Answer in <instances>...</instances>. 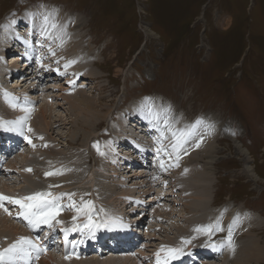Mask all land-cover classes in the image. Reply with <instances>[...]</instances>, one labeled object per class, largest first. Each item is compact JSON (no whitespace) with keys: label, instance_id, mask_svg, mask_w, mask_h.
<instances>
[{"label":"rangeland","instance_id":"1","mask_svg":"<svg viewBox=\"0 0 264 264\" xmlns=\"http://www.w3.org/2000/svg\"><path fill=\"white\" fill-rule=\"evenodd\" d=\"M40 4L58 9L60 22L67 25L65 43L62 46L58 43L59 50H55L56 56H52V59L54 58L52 64L57 61V56L68 57L67 60L75 59L77 63L73 64L67 71L78 73L79 68L83 71L81 74L79 72V77L82 79L76 80L75 85H72L68 83L71 80L70 76H60L46 67L43 68L45 69L41 70L43 80L39 81L37 89L32 92L35 96L33 101L35 105L29 120L33 121L35 116L38 117L41 113L39 111L40 106L44 103L47 104L48 115L51 114L47 118V122L50 121L51 123V131L47 136L49 141L50 139L55 141L53 144L58 149L57 153L51 154L50 157L53 163L57 162L59 168L63 166L70 171H65L59 181L56 182L54 179V183L50 182L52 177L44 175L45 172L40 173L41 176L35 174L38 169L36 161H32L31 154H36L37 157L41 151L47 149L43 144L49 143V141L47 136L43 137L46 138L45 140H41L39 136L32 133L36 137L32 139V144L36 146H25L22 155L27 156L25 163L35 164L34 167L32 165L31 169L35 168L36 170L28 174V171H25L26 167L23 166L25 157L22 156L18 160L20 162L18 165L21 167L17 170H22V172L15 171L11 175V179H6L11 191L16 190V193L11 196H25L29 192L31 193L30 190H27L30 188L28 186H24V188L23 185L34 180L33 184L36 183L37 185H31V189L36 186L37 188L35 187L34 190L48 191V189L51 190L48 187L50 185L61 186L64 184L68 187L63 188L68 192L76 193V199L79 200L83 191L91 194L98 192L100 189L92 190L90 186H93L94 183L96 185V175L103 172L107 173L108 178L111 176L113 184L116 182L117 184L114 186L116 189H113L102 181L107 186L103 192L105 194L104 199L106 201L108 199L107 203L109 204L116 203L117 209L116 207L114 209L117 210L119 216L124 218L126 223L131 224L132 219L136 220V217L132 216L140 212L136 209H139L141 203L148 206V210L141 211V214H146L142 223L135 226L137 223L135 222L133 226L136 228L132 226L133 231L139 233L141 238L130 246L132 249L138 248L137 252L131 256L133 263L137 254H139L138 258L141 257L150 247L146 244L153 243V252L149 251V253L144 254L145 257L149 258V262H145V264H155L152 254L155 253L154 251H158L161 245L181 247V238H188L187 234H190L194 228L190 229L191 231L188 230L189 228L183 230L190 226L193 221L194 224L198 225H202L203 221L211 223L220 216L218 212L220 210L225 216L223 219L225 228L229 224L226 223V220L229 222L237 215L236 213L240 217L247 218L241 211L229 209L235 205L234 202L238 204V207L240 204L247 207L246 209L241 206V209L248 210L251 208L250 210L255 209L258 213H264V0H0V33L5 31L2 26L6 24L1 25L4 17L10 16V19L14 20L21 17L20 19H23L17 20L16 24L25 25L30 20L27 14L36 11ZM5 35L9 34L6 32ZM0 38V47L4 45L0 48L2 50L6 41L3 39L4 36H0ZM35 39L34 44L37 46L38 37ZM43 42L49 43L46 40ZM20 43L22 44H19V47L15 46V48L24 49L25 45L23 42ZM33 48L35 47L33 46ZM33 48L30 50L33 51ZM42 51L48 50L46 47H42ZM11 57L14 56L11 55ZM17 59H21L19 64L22 65V57H16L14 62ZM7 61H10V56ZM1 62L4 63L2 59ZM45 62L46 59H44L43 64ZM25 64L28 63L24 62L23 65ZM7 65L10 70H17V73L18 69L21 70L19 66L14 67L10 63ZM31 66L32 64L28 65V69H30L28 74L21 78H13L15 80L20 78L25 82L27 81V84L30 81L27 86L30 87L34 83L32 77L37 75L33 73L34 66L32 68ZM56 66L60 68L62 63ZM2 68L6 69L7 72L10 71L7 66L3 67L0 64V69ZM3 73L5 72L0 74L2 88L7 85V82L8 85L16 84L12 80V72L10 73L12 76H3ZM82 83L84 84L82 85ZM79 85H82L81 88ZM30 91L32 90L28 92ZM8 92L13 93L10 90ZM75 92H83L91 99L82 100L83 104L80 102V106L77 107L75 102L72 103L73 99L76 100L74 98ZM13 94L17 97L22 95L17 91ZM149 96L172 106L174 119L178 121L176 124L178 128L190 125L198 118H203L207 123L214 125V130L210 133L206 127H202L200 132L204 139L200 146H194L197 142L195 139L190 144L185 145L187 154L181 152L179 167L169 168V171L166 172L161 171L160 160L163 159L166 164L171 163V161L163 154L157 159L155 149L158 145L154 137L158 136L159 132L152 126L146 133L145 131L140 132L142 140L147 141L149 145L151 144L152 151L150 153L152 155L145 158L144 163H139V167L135 165L128 167L131 159L135 161L139 158H134L136 154L133 155L131 151H128L131 148L132 140L130 141V139H135L138 133L136 136L129 135L127 137L125 131L134 129L135 120L139 119V122L145 120L137 108L140 101ZM96 107L100 109L99 113L103 117L102 120L100 119L102 123L96 125V129L89 127L90 129L87 130L80 122L81 117L79 115L85 112L89 113L90 116ZM13 113L14 115L8 117L7 120H14L24 114L23 112ZM35 121L38 122L39 119L35 118ZM41 124L39 123V126L44 128ZM138 125H144V123ZM28 126L31 127V124ZM117 126H119V134L114 133V128ZM137 130L140 131V128ZM96 142L101 143V150L104 153L106 146L112 143L114 153L108 152L106 155H100L94 147ZM168 143L169 141H164L165 145ZM116 145L123 146L125 149L123 150L122 147L120 150L119 147L120 149L115 150ZM40 146L42 149L39 148ZM67 154H69L67 158H71L70 161L73 164H69L66 160ZM42 155L44 158H40L41 162H44L46 158L49 159L44 153ZM128 155L132 158L129 159ZM17 156L20 157L19 153ZM209 156H214L211 162H209ZM14 159L12 157L6 165ZM121 163L127 168L116 167L117 164ZM150 164L155 169L152 168L149 172ZM41 166L46 169L51 166V161L47 167H45V163H41ZM106 167L109 170H105ZM115 167L119 171H116V176L113 178L112 173ZM24 171L25 174L27 173V178L24 177ZM169 173L171 174L168 175ZM142 174L144 176H141ZM172 174L175 175L173 177L176 180L172 181ZM190 174L193 179H197V174L200 175L199 180L206 178V186L203 188L206 187L207 189H203L200 184L198 185V181L197 186L194 187L193 184L190 187L187 184V178H185L189 177ZM7 176L2 173L0 179ZM156 178L160 179V182L155 181ZM92 179L93 181H91ZM163 181H167L166 186ZM105 182L107 181L105 180ZM46 184L47 187H45ZM173 184L175 187L177 186L176 192ZM59 188H52L51 191L59 193ZM178 188L184 190L182 198H178ZM126 191L135 194L133 200L134 206L137 207L130 214L123 212L127 200L121 193H127ZM195 193L203 199L201 204L208 206L205 209L202 206V211L191 207L194 212L198 211L195 214H185L186 204L195 203L192 197H198ZM142 195L147 200L146 202L140 198ZM91 196L87 197L93 199L97 206L99 200ZM150 199L153 202H149ZM177 200L176 203L181 202L182 205H177V209L171 212L168 207H172V203ZM65 201L67 203L66 199ZM101 202L104 203V201ZM227 202H229L228 206L221 205ZM105 204L103 205H109ZM10 207L9 210L13 213L11 219L15 221L18 218L15 213L19 208L12 205ZM215 207L218 211L215 210ZM111 213L113 214V211ZM61 214L63 215V212ZM204 214L206 218L203 217ZM182 215L185 220H182ZM187 217L190 223H186ZM261 219L264 221V216L261 215ZM67 220L72 221L69 218ZM253 221L258 225L257 228H253V235L251 232L250 235L244 236L245 233L236 231L238 234V237L235 236L234 238L238 239L236 250L241 249L247 240L252 244H259L258 246L263 248L262 251L264 250V224L261 225L260 220L246 221L243 218H241L240 223L253 227ZM20 223L24 225V221ZM240 223L239 225H242ZM12 226L19 228L17 233L20 235L27 231L24 227L21 228V224L16 221L13 222ZM0 227L5 231L10 226L4 227L0 224ZM12 234L1 236L0 242L4 246H8L11 241L19 238L15 234L12 237ZM224 235V232L218 233L212 239L219 241ZM27 236L30 237V233ZM251 236H257L260 240L252 242ZM197 237L199 238L192 240L190 244L183 245L184 250H189L190 254L191 252L197 254L208 249L205 245L210 241L208 238L204 240L207 236L199 234ZM217 251L219 250L213 252ZM243 253L245 254V252ZM247 253L245 255H254L251 251ZM224 254L218 255L209 264H227ZM113 255L95 254V256L88 257V260L94 257H103V260L104 258L107 260L115 257ZM259 255L261 258L253 256L254 259L252 258L250 264H264V251ZM202 256V254L199 255V257ZM51 257L55 259L53 264H58L56 259L58 261L60 259L54 255ZM119 257H130V255L126 251ZM230 257L228 259H231ZM143 260L140 261L144 262ZM206 260L205 258L199 259L200 262ZM63 262L64 260L60 264ZM73 262L78 263V260L69 259L67 261L68 264Z\"/></svg>","mask_w":264,"mask_h":264},{"label":"snow or ice","instance_id":"2","mask_svg":"<svg viewBox=\"0 0 264 264\" xmlns=\"http://www.w3.org/2000/svg\"><path fill=\"white\" fill-rule=\"evenodd\" d=\"M32 23V28L38 37L37 43L41 47H46L48 52L53 57L56 56V51L52 47V43L59 41L62 46L65 43L64 37L67 35V25L60 22L59 10L56 8H50L46 4H40L37 10L27 14ZM16 24L15 20H12L7 25L2 27L7 31L13 25ZM33 34V31H29V37ZM16 39L21 40L29 49L33 47L32 41L29 38L21 37L17 33ZM49 41L48 44H44L43 41ZM24 55L31 59L30 51H25ZM43 57H38L40 67L45 68L42 63ZM61 59H64L61 57ZM59 64V60L56 61ZM77 63V60H66L63 64V71L57 67L54 71L60 76L68 74L69 69L73 64ZM53 70V69H48ZM73 75H78L73 73ZM68 83L75 85V80H70ZM0 95L3 96L5 102L13 109H19L24 115L17 117L14 120H5L0 117V130L15 132L23 136L29 144H32V139L28 136V133L33 132V129L28 126V121L34 110V102L27 96L20 98L13 93H9L7 90H3ZM137 111L149 121L150 125L155 128L159 135L154 137L158 147L155 149L158 158L161 154L167 156L171 163L166 164L163 159L160 160L161 171H168L169 168L179 167V161L181 159V152L187 154L185 145L189 144L194 139L197 141L195 147H199L203 142L204 136L201 134L200 129L206 127L209 133L214 130V125L207 123L203 118H198L194 123L187 125L183 128L176 127L178 121L174 119L173 109L170 104H164L159 102L153 97H144L137 108ZM39 139L43 140V136ZM167 140L169 143L164 144ZM35 147V144H32ZM47 147V145H44ZM100 155L105 153L101 150L99 142L94 145ZM25 171H33L31 168L25 169ZM65 171L70 169L63 168L54 169L53 171L45 172V176L63 175ZM187 172V169H185ZM167 181H165V186ZM60 185H50L49 188H57ZM90 193H84L76 199L77 194L74 192H60L54 193L51 190L37 191L25 196H11L3 192H0V208H2L8 215H13L7 205L18 206L19 210L15 213V216L22 218L27 222L28 226L34 230L47 227L49 229H56L57 225H63L64 221L58 217L61 212L65 210L74 211L75 215L71 217L72 224L70 227H61V231L64 235L65 243V259H71L73 255H76L75 248L77 245L84 244L85 239L69 240L71 233H78L83 237L95 239L97 232L101 230L116 231L124 230L131 227L130 224L124 221V218L109 213L103 207L97 208L95 202L91 199H85V196H90ZM65 199L67 203H64ZM227 210H225L226 212ZM224 213L216 218L215 221L205 224L197 225L194 228V232L197 234L206 235L210 243L205 246L214 250H221L223 248L235 249V233L238 227L241 217L237 214L232 221L225 228L223 224ZM226 233L222 239L215 241L212 238L218 233ZM192 238H181V247H171L161 245V248L154 254L155 264H172V261L180 259L182 256L188 253L184 252L183 245L190 244ZM41 237L36 236L35 239L29 236H21L13 243L9 244L6 248L0 249V264H35L40 259L42 254H46L49 249L47 245H41Z\"/></svg>","mask_w":264,"mask_h":264},{"label":"bare ground","instance_id":"3","mask_svg":"<svg viewBox=\"0 0 264 264\" xmlns=\"http://www.w3.org/2000/svg\"><path fill=\"white\" fill-rule=\"evenodd\" d=\"M26 15V14H25ZM23 19V18H22ZM22 19H20V20H22ZM60 19V18H59ZM62 19V18H61ZM64 19V18H63ZM62 23V22H61ZM9 24V23H8ZM21 23H17V24H15V27L14 26H12L9 30H5V31H3V32H1L0 33V36L1 37H3L4 36V38L3 39H6L7 41H11V42H13V43H15V42H17L19 39H16L15 38V35L18 33L19 34V36H21V37H26V38H29V39H31V41H32V45L35 47V48H33V51L32 50H30L27 46H25L26 48H25V50H23V51H21L20 49H16V53L14 54V55H12V56H14L13 58L14 59H16V57H22V60L24 61V62H26V63H29V64H32V66H34V68H35V70L33 71V73L35 74H37L36 76H34V77H32L33 78V80H35V82L34 83H32L31 84V86L30 87H24V86H22L21 84H23V83H27V81L25 82V81H23V80H21L20 78L19 79H14L13 78V76H12V74H10V75H8V76H12V80H14L13 82H15L16 84L14 85V84H11V85H8V82H7V85H5L4 86V88H2L1 86H2V84L0 85V92L2 93V91L5 89V90H10V92H15V91H17L18 93H20V94H22V93H26L27 92V88H33L34 90L35 89H37V85H39V81L40 80H43V72H41V70L43 69L42 67H40V62H38V60H37V58L38 57H43V59H42V63L44 62V59H46V62L44 63V65L46 64V68L47 69H53L52 70V72L55 74V73H57L56 71H54V69H56L57 68V62H55V64H52L53 62V59H52V55H51V53H49L48 51H46V52H44V51H42V47L40 46V44H38L37 43V46H35L36 44H34V42H36V39H35V37L37 38V36H36V34H35V31L33 30V28H32V23H31V21L29 20L28 21V23H26L25 25H20ZM7 25V24H6ZM27 25H30L29 27L27 26ZM26 26V27H25ZM25 27V29L24 30H22L23 28ZM30 30H32L33 31V34L29 37V31ZM7 32V34H9V35H5V33ZM20 33H22V34H20ZM1 39V38H0ZM64 39H65V37H64ZM47 41V40H46ZM44 43V42H43ZM58 43H59V41L57 40V41H55V42H53L52 43V47L55 49V50H59V47H57V45H58ZM20 44H22V43H20ZM24 44V43H23ZM45 44V43H44ZM46 44H47V42H46ZM60 45V44H59ZM4 46V45H3ZM2 46V47H3ZM2 47H0V48H2ZM12 48H14L13 47V45L11 46ZM22 47V46H21ZM35 49V50H34ZM2 51L3 50H0V64H1V66H3V67H6L5 66V64L4 63H2L1 62V57H2ZM25 51H30V55H31V59H29L28 57H26L25 55H24V53H25ZM5 54H8V52H6ZM72 56V55H71ZM10 58H11V55H10ZM64 58V57H63ZM7 59H9V57L7 58ZM6 59V60H7ZM14 59H13V61H14ZM68 59V57H65L64 59H61V57H59V56H57V60H59V64L58 65H60L61 63H62V66H60V68L62 69L63 68V64L65 63V60H67ZM19 60H21V59H17L15 62H13V65H14V67L15 66H19V68L22 70L23 68V63H22V65L21 64H19ZM4 61V60H3ZM22 61V62H23ZM7 63H9L8 61H7ZM17 64V65H16ZM32 66H31V68H32ZM26 68V67H25ZM75 68V67H74ZM26 70V69H25ZM43 70H45V69H43ZM68 70V69H67ZM15 71V69H11L9 72H12L13 73V75L14 74H17V71L16 72H14ZM83 70L81 69V68H79L78 70H77V72L78 73H76V74H78V76H75V75H73V73L72 72H69V71H67L68 72V74H67V76H70L69 78L71 79V80H75V82H76V80H80V79H82L81 77H79L80 75H79V72H80V74H81V72H82ZM2 72H6V69H4V68H2V69H0V74H2ZM25 72V71H24ZM50 73V72H49ZM3 75H4V73H3ZM91 75H93L92 73H91ZM45 76H48V75H46L45 74ZM15 77V76H14ZM58 77V76H57ZM27 78V77H26ZM5 79V78H4ZM6 79H8V78H6ZM24 79V78H23ZM37 80H39V81H37ZM51 80V79H50ZM55 80V79H54ZM95 80V79H94ZM20 81V82H19ZM12 82V83H13ZM84 83H82V85H83ZM14 85V86H13ZM82 85H79V88H81V86ZM29 90V89H28ZM30 93V95H27V96H29L30 98V100L31 101H34V99H35V96H34V94L32 93V91H30L29 92ZM57 95V94H56ZM47 97V96H46ZM3 98V96L2 95H0V111H1V114H0V117H3L4 119H6L7 120V118L8 117H11L12 115H14V113L13 112H15L16 114L17 113H21L22 111H20L19 109H13V108H11L6 102H5V100L4 99H2ZM36 98H37V96H36ZM41 98V97H40ZM76 100H74L73 99V104H74V102H75V106H80V102L82 103L84 100H90L91 98L90 97H87L85 94H83V92H75V97H74ZM42 100H44V99H42ZM83 100V101H82ZM45 101V100H44ZM70 101V100H69ZM92 101V100H91ZM35 102H37L36 100H35ZM40 102V101H39ZM42 102V101H41ZM79 103V104H78ZM83 104V103H82ZM91 104V103H90ZM3 105V106H2ZM35 105V104H34ZM93 105V104H92ZM6 106V107H5ZM40 106V105H39ZM74 107V106H73ZM39 108V107H38ZM47 104L46 103H44V104H42L41 106H40V108H39V111L41 112L40 113V115L38 116V117H36L35 116V118L36 119H39V121L38 122H36L35 121V118H34V120L33 121H31V120H29L28 121V125L29 124H31V128L33 129V132H30V133H28V136L31 138V139H35L36 137L35 136H33V134L34 135H37V136H47L48 134H49V132L51 131V129H50V126H51V123H50V121H48L47 122V118L49 117V116H51V114L50 115H48V112H47ZM82 110V109H81ZM5 112V113H4ZM93 113H92V115H88L89 113H85V112H83V114H81L82 113V111H81V113L80 112H78V113H80L81 115H79V117H81L79 120H80V122L85 126L84 128L85 129H90V128H97V126L96 125H98V124H100V123H102V122H100L102 119L101 118H103L102 117V115H101V113H99L100 112V109L98 108V107H96V109L95 110H93L92 111ZM24 115V114H23ZM38 115V114H37ZM89 116V117H88ZM82 119H84V120H82ZM101 119V120H100ZM56 120V119H55ZM136 121V123L133 125V127H134V129H132V127H131V129L132 130H126L125 131V133H126V136L127 137H129V135H131V136H136V133H138V136H136L135 137V139L134 140H132L131 141V145H130V147L131 148H129V150L128 151H131V154H133V155H138V151H136L135 149H137V148H144V147H146L147 146V144L145 143V141H143L144 142V144L143 145H139V143L137 142V140H142V138H141V131H145V133L147 132V130L150 128V123H149V121L148 120H143V121H141V122H139V119L138 120H135ZM31 122V123H30ZM39 123H42L41 125H43L44 126V128H42L41 126H39ZM67 123H68V120H67ZM77 123H78V120H77ZM76 123V124H77ZM144 123V125H138V124H143ZM54 125V124H53ZM90 127V128H89ZM95 128V129H96ZM140 128V131H138L137 129H139ZM137 130V131H136ZM76 131V130H75ZM152 132V131H151ZM203 132H205V131H203ZM33 133V134H32ZM76 133V132H75ZM93 133V132H92ZM107 133V132H106ZM114 133H117V134H119V126H117V127H115L114 128ZM11 134H13V135H16L15 133H13V132H10V135ZM30 134V135H29ZM78 134V133H77ZM85 134V133H84ZM105 134V133H104ZM116 134V135H117ZM62 135V134H61ZM60 135V136H61ZM18 136V135H17ZM77 136V135H76ZM71 137V136H70ZM72 137H73V135H72ZM71 137V138H72ZM92 137V136H91ZM46 139V138H45ZM45 139H43V140H45ZM15 140H22V141H25L26 142V146L28 147V146H32V144H29L28 143V141L25 139V138H22L21 139V137H19L18 136V138L17 139H15ZM47 140L49 141V139H48V136H47ZM72 140H74V139H72ZM71 141V140H70ZM40 142V141H39ZM53 142H55L53 139L51 140L50 139V141H49V143L47 142V143H45L46 145H47V149H45L44 151H41L38 155H37V157H36V154H31L32 155V161H36L35 163H36V167H37V172H35V174H39V176H41L40 175V173H44V172H49V171H53L54 169H59V166L56 164V163H53V160H52V158L50 157V155L52 154V155H54V154H56L57 153V150L58 149H56V146L53 144ZM151 142V141H150ZM32 143H33V141H32ZM195 143V142H194ZM1 144L2 143H0V146H1ZM45 144H43V145H45ZM122 144H124V143H122ZM190 144V143H189ZM9 145V144H8ZM83 145V144H82ZM151 145V144H150ZM100 146H101V143H100ZM118 146V147H117ZM87 147V146H86ZM105 147V146H104ZM120 147V145H116V147H115V150L117 149L118 150V148ZM123 147V146H122ZM122 147H120L119 149L120 150H122ZM202 147V146H201ZM39 148H41V146L39 147ZM85 148V147H84ZM108 148H110V149H108ZM207 148V147H206ZM8 149V148H7ZM42 149V148H41ZM86 149V148H85ZM125 149V147H123V150ZM189 149V148H188ZM33 150H34V148H33ZM193 150V149H192ZM15 151H18V153H19V156L20 157H16V159H14V160H12V161H10V163L8 164V165H6V167L4 168V171L2 170V172H3V174H5V176H7V174H8V176L7 177H3V179H0V192H3V193H5V192H7V195H12L13 193H16L15 191H11V188L9 187V185L7 184V182H6V179H11L12 177H11V175L13 174V172H22V170H17V168H19V167H21V165H18L20 162H18V160L20 159V158H22V156H24L25 158L23 159V161H24V163L27 161L26 160V155H22L23 153H24V149H22V150H20L19 151V149H14L12 146H11V152L10 153H12V152H15ZM60 151H62V150H60ZM114 151V149H113V145H112V143H109L107 146H106V152H105V154L104 155H106L108 152L110 153V152H113ZM32 152V151H31ZM35 152V151H34ZM52 152V153H51ZM83 152H85V150H83ZM122 152V151H121ZM194 152V151H193ZM201 152V151H200ZM243 152H245V151H243ZM26 153V152H25ZM36 153H37V151H36ZM45 154V155H47L48 156V158L49 159H45L44 160V162H41V159L40 158H44L43 157V155L41 156V154ZM86 154H87V152H85ZM114 153V152H113ZM150 153V150L148 151V153H145V154H143V155H141V161H140V158H137V159H135V161L136 162H138V163H144L143 162V159L145 158V157H147V155ZM197 153V152H196ZM68 155L69 154H67L66 155V160L68 161V163L69 164H73V163H71V158H67L68 157ZM156 155V154H155ZM157 156V155H156ZM213 157L214 156H209V162H211L212 160H213ZM11 158H12V156L9 158V160H11ZM125 158V157H124ZM128 158L129 159H131L132 157H130L129 155H128ZM157 159H158V157H157ZM156 159V160H157ZM198 159V158H197ZM200 160V159H199ZM39 161H40V164H39ZM50 161H51V166L50 167H47V165L48 164H50ZM119 161H121V159H119ZM133 161V159H131V161H129V162H132ZM134 161V162H135ZM55 162V161H54ZM183 162V161H182ZM41 163H45V167H47L46 169L44 168V166H41ZM123 163H125V161H123ZM123 163H121V164H117L116 165V167L117 168H127V167H125V166H123L124 164ZM152 164V163H151ZM150 164V166H149V172L151 171V169L153 168V166ZM192 164H194V163H192ZM29 165H30V167H29ZM33 165V164H32ZM32 165L31 164H27V163H25V164H23V166L24 167H26V169L27 168H32ZM35 165V164H34ZM34 165H33V167H34ZM64 165H65V163H64ZM154 165V164H153ZM71 166V165H70ZM115 166V165H114ZM156 166H157V164H156ZM159 166V165H158ZM116 167L113 169V178H115L114 176H116L115 174L119 171H117L116 170ZM193 168V167H192ZM21 169V168H20ZM153 169H155V168H153ZM156 169H158V167H156ZM175 169V168H174ZM195 169H197V168H195ZM36 169L34 168L33 169V171H35ZM105 170H109L108 169V167H106V169ZM117 171V172H116ZM169 171V170H168ZM107 172V171H106ZM189 172H190V170H189ZM110 173V172H109ZM200 173V172H199ZM208 173H210V172H208ZM27 174V173H26ZM26 174H25V171H24V177L25 178H27L26 177ZM28 174H29V172H28ZM111 174V173H110ZM110 174H109V176H110ZM171 173H169L168 175H170ZM138 175V174H137ZM188 175H189V173H188ZM250 175V174H249ZM36 176V175H35ZM62 175H60V176H57V175H53V176H49V177H52V178H50V182H52V183H54L55 181H53L54 179L56 180V182L57 181H59V178L61 177ZM91 176L93 177V174H91ZM124 176V175H123ZM141 176H144L143 174L141 175ZM152 176V175H151ZM175 177V175H171V178H172V181L173 180H176L174 177ZM199 176L200 175H198L197 174V176H196V178L197 179H193L192 178V175L190 174V176L189 177H185V178H187V184L188 185H190V187L194 184V187H195V185H196V183H197V181H198V185L200 184V186L203 188L204 186H206V183H205V180H206V178L205 179H203L202 178V180H199L198 178H199ZM14 177V176H13ZM16 177V176H15ZM147 177V176H146ZM153 177V176H152ZM158 177H159V175H158ZM178 177V176H177ZM181 177H183V176H181ZM206 177V176H205ZM42 178V177H41ZM58 178V179H57ZM174 178V179H173ZM14 179H16V178H14ZM94 179V178H93ZM93 179L91 180V181H93ZM104 179V180H103ZM123 179V178H122ZM47 180V179H46ZM105 180L107 181V182H109V183H107V182H105ZM120 180V179H119ZM155 181L156 180H158L159 182H160V179H158V178H156V179H154ZM34 181V180H33ZM33 181H29L28 183H27V185H26V183H25V185H23V187L25 186H28L30 189H27L28 191L30 190L31 191V193H33V192H37V190H34V189H36L37 187L36 186H32L33 188L31 189V185H35V184H33ZM36 181V180H35ZM102 181L104 182V184H106V185H108L109 186V188L110 187H113V189H116L114 186L117 184V182H116V184H113V181H112V179H111V176L108 178L107 177V173L105 174L104 172L103 173H99L98 175H96V177H95V182H96V185H95V183L93 184V186H90V188L92 189V190H94V189H100L98 192H92V196L91 197H93V198H96V199H98L99 200V203H98V205L96 206L97 208H100V207H103L104 209H106L109 213H111V211H113V214H115V215H119L118 214V212H117V210H115L114 208L116 207V209H117V205H116V203L114 204V203H107V201H108V199H107V201H106V199H104L105 198V194H103V192L105 191L104 189L107 187V186H105L103 183H102ZM180 181H181V179H180ZM202 181H203V183H202ZM26 182V181H25ZM47 183V182H46ZM122 183V182H121ZM163 183H165L164 181H163ZM3 184V185H2ZM91 184V183H90ZM133 184V183H132ZM172 184V183H171ZM37 185V184H36ZM54 185V184H53ZM71 185V184H70ZM92 185V184H91ZM152 185H153V183H152ZM155 185V184H154ZM177 185V184H176ZM11 186V185H10ZM171 186V185H170ZM172 186H174V184L172 185ZM197 186V185H196ZM24 187V188H25ZM36 187V188H35ZM45 187H47V184H46V186ZM49 187V186H48ZM63 187H68V185H61L60 186V192H68V191H66L65 190V188H63ZM177 187V186H176ZM176 187L174 186V190H175V192H176ZM210 187V186H209ZM212 187V186H211ZM39 188V187H38ZM85 188H86V186H85ZM152 188V187H151ZM170 188V187H169ZM206 188V187H205ZM205 188H203V189H205ZM10 189V190H9ZM19 189V188H18ZM40 189V188H39ZM44 189V188H43ZM199 189V188H198ZM207 189V188H206ZM41 190V189H40ZM39 190V191H40ZM49 190V189H48ZM51 190H53L52 188H51ZM151 190V189H150ZM178 190H179V193H178V198L179 197H181L182 198V196H183V193H184V190L181 188H178ZM182 190V191H181ZM188 190V189H187ZM196 190V189H195ZM22 191H24L23 190V188H22ZM45 191H47V190H45ZM59 192V193H60ZM127 193H124V192H122L121 194H122V196H125V200H127V201H125V205H124V209H123V212H127V213H129L130 214V212L131 211H133V210H135V208L137 207V206H134V200H133V198L135 199V194L134 193H130V191H126ZM129 192V193H128ZM145 192V191H144ZM185 192H187V191H185ZM20 193V192H19ZM24 194L26 193V192H23ZM22 193V194H23ZM30 193V192H29ZM28 193V194H29ZM57 193V192H56ZM84 193H86V191H83L82 192V194H84ZM23 194V195H24ZM81 194V195H82ZM175 194V193H174ZM198 197H195V196H193L192 198H193V200H194V202L195 203H187L186 204V208L184 209L185 211H186V213L185 214H195V212L196 211H198L199 209H201V211L203 210V208H202V206H204V204H201V203H203V199L201 198V196L200 195H198L197 193H195ZM201 194V193H200ZM22 196V195H21ZM120 196V195H119ZM127 196V197H126ZM133 196V197H132ZM203 196V195H202ZM206 196V195H205ZM112 197V196H111ZM113 197H114V195H113ZM121 197V196H120ZM85 199H91V198H89V197H87V196H85L84 197ZM140 198H142L144 201L143 202H146L147 200L145 199V197H144V195H142V196H140ZM177 199V198H176ZM91 200H93V199H91ZM182 200V199H181ZM180 200V201H181ZM101 201H104V203L103 204H109L108 206H104L103 204H102V202ZM205 201V200H204ZM149 202H153V200L152 199H150L149 200ZM176 202H178V200L177 201H174L173 203H172V207H168V209H171V212H174V210L175 209H177V205H180L181 204V202H179V203H176ZM64 203H66V201H64ZM198 203H200V204H198ZM105 204V205H106ZM118 204V203H117ZM170 205V204H169ZM168 205V206H169ZM182 205V204H181ZM13 206V205H12ZM113 206V207H112ZM208 205H206V206H204V209L207 207ZM18 207V206H17ZM191 207L192 208H194V209H198V210H196L195 212L191 209ZM114 210H113V209ZM148 208V206H146V205H144V203H141V206L139 207V209L137 208L136 210H138V214L137 215H134V216H132V217H136V220H134V219H132V221H134V222H130L131 224V227L130 228H128V229H124V230H116V231H106L105 232V230H101V231H99V232H97V234H96V238H102V237H104V236H106V235H108V234H111V233H115V232H117L116 233V235H117V238H115V239H113L112 241H115V242H118L119 244H120V246H122L121 247V249L122 250H125V252L127 251V248L128 247H130L131 246V244H134L135 243V241L136 240H138V239H140L141 237H140V234L139 233H135V231H133V227L134 228H136L135 226H137V224L139 225V224H141L142 223V221H143V217L144 216H146V214H141V211H146V210H148L147 209ZM164 209V208H163ZM245 213H247V215H248V219L249 220H251V219H257V220H262L261 219V215L259 216V214L258 213H255V212H253L252 210H245V209H242ZM166 211V210H165ZM225 211V210H224ZM206 214H207V211L205 212ZM165 214V213H164ZM173 214V213H172ZM236 214H238V213H236ZM73 215H75V212L74 211H69V210H65V211H63V215L62 216H64V218H69V219H71V217L73 216ZM141 216V217H140ZM205 216V218H206V215L204 214L203 215V217ZM245 216V215H244ZM131 217V218H132ZM186 217V216H185ZM201 217H202V215H201ZM200 217V218H201ZM202 217V218H203ZM225 217V216H224ZM227 217V216H226ZM201 218V219H202ZM242 218V217H241ZM11 219V216L10 215H8L2 208H0V224L2 225V226H4V227H7V226H10L9 228H7L6 230H9V231H3L2 230V227H0V237L1 236H3V235H7V234H11V233H13V234H15V236L16 237H20V236H27L28 235V233H29V231H25L24 232V234H22V235H20V233L18 234L17 232L19 231V228H17V227H14V226H12L13 225V222H17V223H19L18 222V220H15V221H12V219ZM66 219V221H68ZM197 219V218H196ZM204 219V218H203ZM229 219V218H228ZM155 220V219H154ZM182 220H185V218L183 217V215H182ZM206 220V219H205ZM24 221V220H23ZM232 221V219L228 222V223H230ZM135 222H137L136 224H135ZM190 223V220H189V218L187 217L186 218V223ZM254 222V226L253 227H250L249 226V228H246V227H243V228H240V229H237L238 230V232H241V233H245L244 234V236H247V235H250V233L252 232V234L251 235H253L254 233H253V228H257V226L258 225H256V223H255V221H253ZM10 223V224H9ZM9 224V225H8ZM20 224V223H19ZM69 224H72V221H69ZM135 224V226H133ZM205 224H208V221H203V223H202V225H205ZM240 224H242V223H240ZM24 225H28L27 224V222L26 221H24ZM198 224H194V221L191 223V225L190 226H192V227H190V226H187L183 231H185V230H187L188 228V230L189 231H191L192 230V228H195L196 226H197ZM227 225V224H226ZM22 226L23 225H21V228H22ZM133 226V227H132ZM155 227V226H154ZM183 227V226H182ZM226 227V226H225ZM43 228V230L41 231L42 232V234H40L39 236L41 237V238H43V239H46L47 237H51L52 236V238H54V236H53V234H55V233H53L54 232V230L53 229H51V231L50 230H48V228L47 227H42ZM178 228V227H177ZM172 229V228H171ZM191 229V230H190ZM182 230V229H181ZM24 231V230H23ZM44 231H47V232H49L50 231V233H49V235L47 234V233H43ZM188 231V232H189ZM193 231V232H192ZM191 231V233H192V235H191V233L190 234H187V237L188 238H192V237H196L195 239H192L193 241L194 240H196V239H198L199 237H197V236H199V234H197V233H195L194 232V230H192ZM187 232V233H188ZM13 234L11 235L12 237H13ZM155 234V233H154ZM195 234V235H194ZM224 234H226V233H224ZM20 235V236H19ZM56 235H57V237H55L54 239H55V242L56 243H59V236L61 237V238H63V236L64 235H59L58 233H56ZM70 235H75L76 237H82L80 234H78V233H71ZM69 235V236H70ZM201 235V234H200ZM203 235V234H202ZM238 235V234H237ZM10 236V237H11ZM222 236V235H221ZM183 237H185V236H183ZM58 238V239H57ZM95 238V239H96ZM208 237H206V238H204V240H206ZM235 238V237H234ZM5 239V238H4ZM11 239V238H10ZM14 239V238H13ZM90 239V242H89V244H91L95 239H91V238H89ZM222 239V238H221ZM242 239V238H241ZM250 239H251V241L253 242V241H255V242H257V241H259L260 239L257 237V236H251L250 237ZM42 240V239H41ZM40 240V241H41ZM219 240V239H218ZM235 241H238V239L236 238V239H234ZM246 240V239H245ZM16 241V240H15ZM42 241H44V240H42ZM61 241H63V240H61ZM14 242V241H13ZM13 242H11V243H13ZM134 242V243H133ZM181 242H182V239H181ZM5 244H6V242H4ZM9 244V243H8ZM7 244V245H8ZM175 244V243H174ZM173 244V245H174ZM203 244V243H202ZM258 244V243H257ZM147 246H150V247H148V249L146 250V252L145 253H149V251H152L153 252V247L152 246H154L153 245V243H150V244H146ZM259 245V244H258ZM258 245H256L255 243H251V242H249L248 240H247V243H245L244 245H242V247H241V249H238L239 251H238V253L237 254H235V257H233L231 254H230V251H231V248H223V249H221V253L220 254H216L215 252H212V251H210V250H206V251H202V252H199V253H197L196 255H198V254H202V255H208L207 257H206V259L208 260V259H210L209 261H202V262H200L199 261V257H194V258H192V259H190L189 257H188V254L187 255H184V256H182L180 259H178L177 261H172V264H174V263H179V262H185L186 260H187V258H188V262H193L192 264H209V262L211 261V260H213L214 258H217V256L218 255H223L224 253V256H225V260H226V262H227V264H250V262H251V260H252V258H253V256L255 257V256H258L259 258H261L260 257V255H259V253H261L262 254V252L264 251H262V249L263 248H261L260 246H258ZM2 246H4V244H2L1 242H0V247H2ZM175 247V246H174ZM177 247V246H176ZM180 247V246H179ZM189 248V247H188ZM253 252V254L254 255H252V256H248V255H245L247 252ZM114 253H116L115 251H113ZM155 253L157 252V251H154ZM243 252H245V254L243 253ZM113 253V254H114ZM144 253V254H145ZM155 253H153V255L155 254ZM243 253V255H241ZM257 253V254H256ZM113 254H111V255H113ZM144 254H142V255H144ZM151 254V253H150ZM238 254H240V255H238ZM248 254V253H247ZM52 255H54L56 258H59L61 261L62 260H64V262H63V264H68L67 263V261L69 260V259H65V258H61V256H62V253H61V251H59V250H57L54 254H51V255H45V256H43L40 260H39V262L37 263V264H53V261L55 260V259H53L51 256ZM145 256V255H144ZM146 256H147V254H146ZM229 256H231L230 258L231 259H228V257ZM48 257V259H46ZM129 258L130 257H111V258H109V259H107V260H105V258H104V260H102V261H98L99 260V258L98 257H94V258H92V259H90V260H87V261H81V262H79V263H76V262H73L72 264H129V263H131V264H134V263H132V257L130 258V260L131 261H129ZM83 259V258H82ZM86 259H88V257L86 258ZM202 259H204V257H202ZM221 259V258H220ZM224 259V258H223ZM254 259V258H253ZM58 261V259H56V261L58 262V264H60L61 263V261ZM144 260L146 261L147 260V258H144ZM257 260H259V259H257ZM154 261H155V259H154ZM137 262H138V260L136 261V264H137ZM141 262V261H140ZM232 262V263H231ZM184 264H186V263H184Z\"/></svg>","mask_w":264,"mask_h":264},{"label":"crops","instance_id":"4","mask_svg":"<svg viewBox=\"0 0 264 264\" xmlns=\"http://www.w3.org/2000/svg\"><path fill=\"white\" fill-rule=\"evenodd\" d=\"M263 214H264V213H263ZM263 224H264V221H261V225H263ZM238 251H239V250H236V251H235V254H237ZM235 254H234V256H235Z\"/></svg>","mask_w":264,"mask_h":264}]
</instances>
